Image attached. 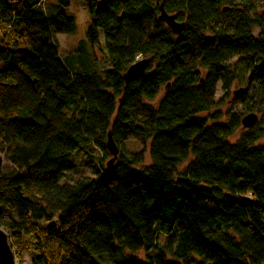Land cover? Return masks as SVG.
Instances as JSON below:
<instances>
[{
    "label": "trees",
    "instance_id": "trees-1",
    "mask_svg": "<svg viewBox=\"0 0 264 264\" xmlns=\"http://www.w3.org/2000/svg\"><path fill=\"white\" fill-rule=\"evenodd\" d=\"M77 1L0 0V154L11 166L0 160V228L16 261L264 264V0H82L89 28L62 58L54 36L75 33L64 10ZM161 4L185 23L179 36L158 20ZM139 57L146 71L125 82ZM233 59L258 90L249 111L263 112L235 143L238 116L201 117L217 85L237 81ZM109 132L114 166L61 184L76 152L107 158ZM146 149L151 163L136 171Z\"/></svg>",
    "mask_w": 264,
    "mask_h": 264
},
{
    "label": "rangeland",
    "instance_id": "rangeland-1",
    "mask_svg": "<svg viewBox=\"0 0 264 264\" xmlns=\"http://www.w3.org/2000/svg\"><path fill=\"white\" fill-rule=\"evenodd\" d=\"M257 2V0H255ZM49 5H55L56 0H47ZM260 2V1H259ZM257 2V3H259ZM261 11V10H259ZM65 13L71 14L76 19V31L71 35H56L54 36V41L58 50V53L62 58H65L70 53L78 49L79 43L84 41L87 30L90 25L89 15L87 12L86 5L82 0L77 2H72L70 6L64 10ZM253 33H256V29L252 27ZM229 66L236 64L234 72L237 75V81L232 83L228 90L224 91L222 89V84L219 83L216 87L215 93V102L216 107L212 109L208 114H202V118L209 119V123L216 120L217 123H226L231 115L238 116V120L241 125V120L248 114H255L257 117V123L262 120V113L250 112L249 109L253 106L258 105V90L254 85H250L247 81L248 75L245 74L242 63L239 62V59H233L229 62ZM233 69V68H232ZM240 89L244 90L243 96L237 100L233 101V93ZM164 90L162 89L155 101L151 102L152 106H157L159 101L162 99ZM256 123V125H257ZM246 129L240 128L230 139L231 143H235L239 136L245 132ZM148 146V145H147ZM125 147L131 152H139L143 150V145L129 140L125 142ZM111 159V156L107 154V158L104 157V154L95 146H91L85 151L76 152L73 157L70 159V165L72 166L69 172L63 174L60 181L61 184L72 183L77 181L81 177H93L96 170L101 171L102 167H106V163ZM0 160L4 171H9L11 166L7 161V156L0 154ZM151 161L146 153L144 154V162L142 165L136 166L134 169L136 171H141L144 167L150 165ZM189 161L178 168V172L182 171ZM165 237L161 234L157 237V245H163ZM126 255H132L129 252H125ZM154 251H150L148 255H154ZM137 259L145 261L147 253L145 251H140L136 254H133ZM15 264H31L29 256L25 253L18 262ZM107 264V263H103Z\"/></svg>",
    "mask_w": 264,
    "mask_h": 264
},
{
    "label": "water",
    "instance_id": "water-1",
    "mask_svg": "<svg viewBox=\"0 0 264 264\" xmlns=\"http://www.w3.org/2000/svg\"><path fill=\"white\" fill-rule=\"evenodd\" d=\"M158 20L163 22L166 27L176 36H179L185 28V23L178 22L175 15L167 14L164 11L163 4L160 5V15ZM149 62L150 61L148 59H145L131 65L123 76L124 81L127 82L131 78L144 74ZM243 94V89L235 91L233 93V101L239 100ZM256 123L257 117L253 113L248 114L241 120V126L244 129H251L256 125ZM105 148L107 153L111 156V159L106 163V167L111 168L117 161L119 148L114 143L110 132L107 134ZM15 262V255L11 249L7 234L0 228V264H15Z\"/></svg>",
    "mask_w": 264,
    "mask_h": 264
},
{
    "label": "bare ground",
    "instance_id": "bare-ground-1",
    "mask_svg": "<svg viewBox=\"0 0 264 264\" xmlns=\"http://www.w3.org/2000/svg\"><path fill=\"white\" fill-rule=\"evenodd\" d=\"M142 60H145V58L143 59V58L139 57V58L137 59L136 62H140V61H142ZM136 62H135V63H136Z\"/></svg>",
    "mask_w": 264,
    "mask_h": 264
}]
</instances>
